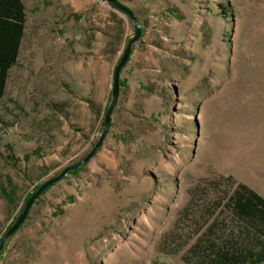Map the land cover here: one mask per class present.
<instances>
[{"label":"rangeland","instance_id":"374dc122","mask_svg":"<svg viewBox=\"0 0 264 264\" xmlns=\"http://www.w3.org/2000/svg\"><path fill=\"white\" fill-rule=\"evenodd\" d=\"M21 1L0 99V239L98 141L135 31L102 0ZM116 1L140 39L107 135L35 201L0 264H198L225 236L224 194L242 184L264 198V0Z\"/></svg>","mask_w":264,"mask_h":264},{"label":"trees","instance_id":"16d2710c","mask_svg":"<svg viewBox=\"0 0 264 264\" xmlns=\"http://www.w3.org/2000/svg\"><path fill=\"white\" fill-rule=\"evenodd\" d=\"M24 25L22 1L0 0V99L4 96L8 71L19 54ZM2 197L12 202L5 190ZM223 199L221 210L225 236L218 245L211 240L203 254L198 256V264H260L264 260V198L238 184L230 193H225ZM228 229L230 231L225 233Z\"/></svg>","mask_w":264,"mask_h":264},{"label":"water","instance_id":"95a60500","mask_svg":"<svg viewBox=\"0 0 264 264\" xmlns=\"http://www.w3.org/2000/svg\"><path fill=\"white\" fill-rule=\"evenodd\" d=\"M102 1L109 3L111 6H113L117 10L128 15L130 17L133 25H134L135 31H134L133 37L128 40L126 48H125L123 54L121 55L119 61L117 62L116 66L114 68L113 77H112V87H111V99H110L109 104L107 106V109L105 111L104 121H103V129H102V132L100 134V137H99L98 141L92 146L90 151L85 155V157H83L80 161L76 162L75 164L63 168L58 174H56L55 176H53L49 180L41 183L38 186V188L28 197V199L25 201V203L22 207L21 212L18 214V216L13 221L11 226L7 229V231L5 232L3 237L0 239V253H1V251L5 245L6 241L10 237H12L17 232V230L22 226V224L24 223L26 217L28 216L32 206L34 205L35 201L47 189H49L50 187H52L53 185H55L56 183L61 181L70 172L75 171V170L81 168L82 166H84L85 164H87L95 156L98 149L102 146L103 141L107 135L112 110L114 109L116 102H117V99H118V96H119L120 71L122 70V68L126 65V63L129 60L132 46L136 42L139 41L140 32L135 25V23H136L135 17L133 16V13L131 12V10L129 8L123 6L122 4L117 2L116 0H102Z\"/></svg>","mask_w":264,"mask_h":264}]
</instances>
